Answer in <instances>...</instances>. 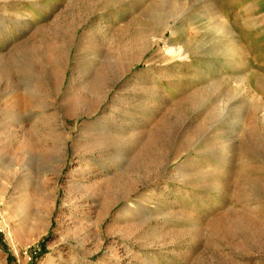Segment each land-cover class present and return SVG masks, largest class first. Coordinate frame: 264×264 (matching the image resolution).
Wrapping results in <instances>:
<instances>
[{
	"label": "rangeland",
	"instance_id": "1",
	"mask_svg": "<svg viewBox=\"0 0 264 264\" xmlns=\"http://www.w3.org/2000/svg\"><path fill=\"white\" fill-rule=\"evenodd\" d=\"M0 264H264V0H0Z\"/></svg>",
	"mask_w": 264,
	"mask_h": 264
},
{
	"label": "bare ground",
	"instance_id": "2",
	"mask_svg": "<svg viewBox=\"0 0 264 264\" xmlns=\"http://www.w3.org/2000/svg\"><path fill=\"white\" fill-rule=\"evenodd\" d=\"M39 29V28H38ZM170 50H174V49H172V48H170ZM5 167V166H4ZM181 168V167H180ZM177 169H179V167L177 168ZM2 170V169H1ZM9 170V169H8ZM4 172V171H3ZM3 175V174H2ZM9 175V174H8Z\"/></svg>",
	"mask_w": 264,
	"mask_h": 264
}]
</instances>
